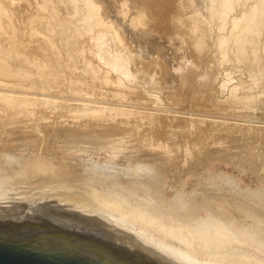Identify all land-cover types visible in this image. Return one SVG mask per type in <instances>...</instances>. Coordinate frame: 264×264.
I'll use <instances>...</instances> for the list:
<instances>
[{"label":"rangeland","instance_id":"obj_1","mask_svg":"<svg viewBox=\"0 0 264 264\" xmlns=\"http://www.w3.org/2000/svg\"><path fill=\"white\" fill-rule=\"evenodd\" d=\"M96 1L104 18L127 41V47L119 50L111 36L104 34L99 55L105 58L108 54H121L123 65L119 72L145 100L123 102L92 94L81 74L80 58L65 44L67 33L63 28L53 36L59 52L47 47L50 59L43 66L42 75L1 49L16 76L0 80V154L48 159L56 156L54 160L61 156L60 161L184 182L264 206V36L254 41L244 39V60L221 64L217 40L227 29L223 31L219 26L220 20L211 9L213 0H172V7L158 16L154 8L145 4L146 0ZM247 3L243 6L247 7ZM60 5V13L69 18L73 28L84 32L94 25L87 0H61ZM243 6L238 5L236 12ZM144 7L148 22L138 26L134 18ZM155 20H161L162 26L157 21L154 24ZM250 43H255L254 48ZM33 58L41 64V57ZM206 77L210 78L211 92L201 99L196 94L204 89ZM57 85L66 93L52 90ZM17 95L20 101L12 109L16 113L11 115L6 104ZM88 99L98 101H84ZM93 104L108 106L102 119L85 116ZM122 109L132 114H122ZM151 114L161 124L140 127L139 119L148 121ZM95 121H99L96 126ZM91 129L100 132V136H84ZM69 132L72 140L71 136L66 138ZM32 138L37 142L33 144ZM104 139L121 140L122 147H109ZM7 140L15 144L11 146ZM196 161H200L198 165ZM138 165H147L151 171L137 172Z\"/></svg>","mask_w":264,"mask_h":264},{"label":"water","instance_id":"obj_2","mask_svg":"<svg viewBox=\"0 0 264 264\" xmlns=\"http://www.w3.org/2000/svg\"><path fill=\"white\" fill-rule=\"evenodd\" d=\"M0 264H264V206L179 181L0 154Z\"/></svg>","mask_w":264,"mask_h":264},{"label":"bare ground","instance_id":"obj_3","mask_svg":"<svg viewBox=\"0 0 264 264\" xmlns=\"http://www.w3.org/2000/svg\"><path fill=\"white\" fill-rule=\"evenodd\" d=\"M87 1L90 5V16H92L94 18V25L88 31L83 32V31H80L76 28H73L69 18L67 16L62 15V13H60L59 6H61L60 5L61 0H0V46H1V48H0V80L2 81L6 78L13 79L16 76L15 72L9 67L6 59L3 56V52L1 49L7 50L10 53H13L15 55V57L18 58L19 60H21L25 65L33 67L38 72V74L42 75L43 74V66L50 59L47 56V47L50 49H56L57 50L56 42H54L53 36L55 33L57 34L59 28H63L66 30V33L68 34V35L66 34L67 36L65 35V44H67L71 48V51L73 52L74 55H76L78 58H80V60H81V74L84 77L87 85L90 87L92 94L96 95V97L101 96V97L106 98V99L123 101V102L144 101L145 98L143 99V97H141L140 94H138V88H136L135 86H132V87L129 86L126 83L125 76L119 72L120 71L119 68L123 65V61L120 57L121 54L120 55H118L117 53L116 54H108L105 58H102L99 55L100 50L103 48V41L101 40V38L104 34H108L111 36V38L119 46V50L120 49L123 50L127 47V43H126L127 41H125V38L123 37L120 30L110 20H107L106 17L104 18V16L102 15V13L100 11V7L95 3L96 0L95 1L94 0H87ZM140 1H142V0H140ZM146 1H145V4L148 3L149 4L148 6H151L152 8H154L155 9L154 11H156L155 14H157V16L160 12L164 13L165 10L171 8L172 3H173L172 0H146ZM246 3L249 5L247 7L243 6V5H246ZM241 4L243 6V9L236 12V10H237L236 7H238V5H241ZM141 6H144V5H141ZM145 8L146 7L141 8L138 11L137 16L134 18V22L138 26H145L148 22V18L146 16ZM211 9H212L213 13L217 16V18L220 20V22H219L220 28L223 29V31L227 29V33L224 36L220 35V37L217 40V46H218V51H219V58H218L219 60L218 61H220V63L223 64V62L229 61V60H234V61H236V60L239 61L240 59L244 60L245 56H243V54H242L243 51L241 50V48L244 45V39L249 38V40L254 41L258 37L264 36V0H213ZM229 15H230V17H229L230 18V24L227 27L226 24H228V22L226 21V17H228ZM161 19H164V18L161 16ZM157 20H159V18ZM157 20H155L154 24H156ZM163 21H162V24H163ZM151 22L153 23V21H151ZM159 22H161V20L157 21V24ZM160 24L161 23H159L158 25H160ZM161 26L162 25H160V27ZM254 46H255V43H252L251 48H254ZM57 52H59V50H57ZM126 52H127V49H126ZM35 55L36 56L38 55L39 57H41V59H42L41 64L37 63L34 60L33 57ZM246 62L247 61H245L244 63H246ZM221 66H223V65H221ZM191 70H192V67H191ZM186 75L187 74L184 75V78L187 77ZM207 75L209 76V74H207ZM207 75L205 74L204 76H207ZM211 76H212V74H210V77ZM184 78H183V80H185ZM187 78H189V77H187ZM206 78H208V77H206ZM200 79H201V76H200ZM203 79H204V77H203ZM211 79H213V78H211ZM187 80L189 81V79H187ZM182 82H184V81H182ZM185 82H187V81L185 80ZM209 82H210V78L205 80V83H203V84H205L204 89H200L199 92L196 94V96L198 98L202 99L203 97L206 96V94H209L211 92V90L208 87ZM10 83H8V84H10ZM6 84H7V82H6ZM12 84H14V83H12ZM52 90L59 91V92H65L64 88H62L61 85L54 86L52 88ZM182 91H183V89H182ZM6 92H7V90H6ZM8 93H10V92H8ZM22 94H23V92H22ZM62 94H64V93H62ZM62 94H60V95H62ZM71 95H73V94H71ZM19 96H21V95H19ZM90 96H88V97L91 98ZM28 97H30V95ZM19 98L20 97H18V95L12 96L9 98V100L11 102L6 104V107L8 109H10L11 115L16 113V112H13L12 109L15 110L17 103L20 101ZM63 98H66V97H63ZM41 99H44V98H41ZM56 99H57V97H56ZM70 99H72V98H70ZM65 101H67V100H65ZM65 101L62 100L61 102H65ZM84 101H86V102L89 101V103H90V102L98 101V100L88 99V100H84ZM178 101H181V99H179ZM71 103H69V104H71ZM90 108H91V109H89L90 112L86 113L85 116L90 117V118H94L95 120H99V119H102L103 115L106 114V111H107L106 109L108 108V106H106V105H94L93 104V105H91ZM123 110L124 109H122V114H126V115L132 114V111H129V110L123 111ZM157 113H159V112H157ZM60 114H63V113H60ZM98 123H99V121H95L94 122L95 126L98 125ZM160 124L161 123H160L159 119H157V116L155 114H151L150 120H148V121H145L144 119H139V126L142 128L145 125H147L148 127H153L155 125L158 126ZM42 131H43V129H42ZM95 131H97V130L91 129V131H89V135L86 133L87 135L85 134L84 136H87L88 138L89 137L90 138H98L100 135L98 136L97 133H99V134H101V133L100 132L95 133ZM63 132H65V131L63 130ZM66 132H68V130ZM104 132H102V135ZM111 132H109V135L111 134ZM70 133L71 132H69L68 135L65 133V135H67V137H66L67 139H68V137L71 136L70 140H72V135ZM46 134H48V133H46ZM58 134H60V133H58ZM61 134H62V132H61ZM74 134H75V132H74ZM76 134H77V132H76ZM102 135H101V137H102ZM106 135H107L106 137L109 136L108 134H106ZM165 135H166V133H165ZM44 136H45V134H44ZM103 136H105V134ZM82 137H83V135H82ZM26 138H28V137H26ZM76 138H78V137L76 136ZM34 139H35V137H34ZM8 140L6 141L7 144L9 143ZM27 141H29V140H27ZM31 141H33V138L31 139ZM35 141H33V144ZM103 141L109 147L111 146L114 149H119L120 147H122L120 144L121 142H119L121 140H119V141L115 140L114 141L112 139H109V140L104 139ZM124 141L125 140L123 139V142ZM10 142H12V140ZM14 142H16V144H17L18 141H14ZM3 143H2V145H4ZM10 144L12 146L13 142L9 143V145ZM71 145H72V143H71ZM60 148H62V147H60ZM107 149H108V147H107ZM42 150H43V148H42ZM46 152H48V151H46ZM38 157H41V156L38 155ZM58 157H60V160H61L62 157L61 156H58ZM55 158H56V156L54 157V159ZM198 159L199 158H197V160ZM200 161H198V162H200ZM196 162H195V164L198 165V162L197 163ZM93 166H95V165H93ZM138 169L151 171V168L147 165H143V168L139 167V165H138V168L135 167V171L138 172Z\"/></svg>","mask_w":264,"mask_h":264}]
</instances>
